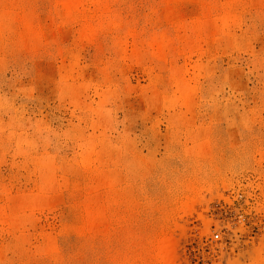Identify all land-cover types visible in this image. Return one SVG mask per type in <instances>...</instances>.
Segmentation results:
<instances>
[{"label": "rangeland", "instance_id": "374dc122", "mask_svg": "<svg viewBox=\"0 0 264 264\" xmlns=\"http://www.w3.org/2000/svg\"><path fill=\"white\" fill-rule=\"evenodd\" d=\"M0 264H264V0H0Z\"/></svg>", "mask_w": 264, "mask_h": 264}, {"label": "bare ground", "instance_id": "6f19581e", "mask_svg": "<svg viewBox=\"0 0 264 264\" xmlns=\"http://www.w3.org/2000/svg\"><path fill=\"white\" fill-rule=\"evenodd\" d=\"M165 253L167 254V252H161V253L159 252V254L162 255V256H161V260L166 258L167 255H165ZM158 256H159V255H158ZM159 257H160V256H159ZM159 259H160V258H159Z\"/></svg>", "mask_w": 264, "mask_h": 264}, {"label": "built area", "instance_id": "2783aa9c", "mask_svg": "<svg viewBox=\"0 0 264 264\" xmlns=\"http://www.w3.org/2000/svg\"><path fill=\"white\" fill-rule=\"evenodd\" d=\"M213 237H214V238H217V237H218V233H214V234H213Z\"/></svg>", "mask_w": 264, "mask_h": 264}]
</instances>
